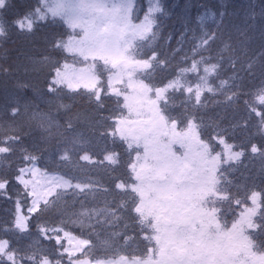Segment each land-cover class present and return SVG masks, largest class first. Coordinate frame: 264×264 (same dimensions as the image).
Wrapping results in <instances>:
<instances>
[{
    "label": "snow or ice",
    "instance_id": "6c2138e0",
    "mask_svg": "<svg viewBox=\"0 0 264 264\" xmlns=\"http://www.w3.org/2000/svg\"><path fill=\"white\" fill-rule=\"evenodd\" d=\"M0 200V264H264V0H0Z\"/></svg>",
    "mask_w": 264,
    "mask_h": 264
},
{
    "label": "trees",
    "instance_id": "16d2710c",
    "mask_svg": "<svg viewBox=\"0 0 264 264\" xmlns=\"http://www.w3.org/2000/svg\"><path fill=\"white\" fill-rule=\"evenodd\" d=\"M231 2L234 3V4H236V5H240L242 3H245L246 0H231ZM169 3H171L173 5H180V6H182L185 3V0H169ZM180 11H181V8L180 7H177L176 8L177 14H179ZM172 23L176 25V28L178 30L179 29V24L175 20L172 21ZM209 115L210 116H214L215 113L213 111H210L209 112ZM84 118H85V120H87V113H85ZM82 127H84L86 129L87 124L82 125ZM248 164H249L248 168L247 169H243L242 168L241 169V172H243L245 175L255 174L258 171V169H259L258 163L257 162H254V160H252V161H249ZM236 176L240 180H243L244 179V176L241 175L240 173H237ZM94 178L97 179V180H99L102 183L105 182L106 179H107L106 176H105V173L102 170L98 171ZM98 203L102 206L103 201H99ZM2 208H3V202H2V200H0V212H2Z\"/></svg>",
    "mask_w": 264,
    "mask_h": 264
},
{
    "label": "rangeland",
    "instance_id": "374dc122",
    "mask_svg": "<svg viewBox=\"0 0 264 264\" xmlns=\"http://www.w3.org/2000/svg\"><path fill=\"white\" fill-rule=\"evenodd\" d=\"M254 162H257L258 165H259V168H260V165H261V161L259 159H254Z\"/></svg>",
    "mask_w": 264,
    "mask_h": 264
}]
</instances>
